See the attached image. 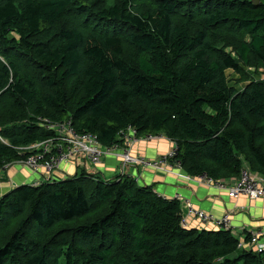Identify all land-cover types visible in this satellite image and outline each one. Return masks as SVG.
<instances>
[{"label":"trees","instance_id":"16d2710c","mask_svg":"<svg viewBox=\"0 0 264 264\" xmlns=\"http://www.w3.org/2000/svg\"><path fill=\"white\" fill-rule=\"evenodd\" d=\"M245 68L264 70V0H0V170L49 121L104 147L163 134L190 177H264V78L227 76ZM183 219L128 175L23 185L0 196V264H264L250 233Z\"/></svg>","mask_w":264,"mask_h":264},{"label":"crops","instance_id":"0c3cea01","mask_svg":"<svg viewBox=\"0 0 264 264\" xmlns=\"http://www.w3.org/2000/svg\"><path fill=\"white\" fill-rule=\"evenodd\" d=\"M172 148L173 142L167 139L155 142H139L133 147V153L154 160L170 152ZM119 165L114 157L104 159L97 166L82 158H76L63 164L49 175L45 170L33 172L23 165L13 163L0 177V196L23 185L35 186L49 181L66 180L79 177L84 173L96 179L111 180L121 175ZM245 169L250 170L248 167ZM130 172H132L133 179H138L139 185L152 186L160 196L180 200L188 229L219 230L211 223L205 224L190 216L187 208L188 203H190L195 208L211 213L218 219L227 213L230 214L233 225L232 233L240 237L241 241L246 239L248 233L262 232V242H264V197L257 200H252L246 196L232 199L225 191H219L198 183L185 170L179 176L177 173H158L140 167L132 168ZM80 173L82 174L80 175ZM237 180L231 179L228 182L234 184Z\"/></svg>","mask_w":264,"mask_h":264},{"label":"built area","instance_id":"2783aa9c","mask_svg":"<svg viewBox=\"0 0 264 264\" xmlns=\"http://www.w3.org/2000/svg\"><path fill=\"white\" fill-rule=\"evenodd\" d=\"M45 125L48 130L55 131L56 137L30 147L21 148L20 150L23 152L37 151L38 154L16 163L26 165L35 172L45 170L49 175L58 170L63 164L76 158H82L90 164L97 166L104 159L114 157L120 164L121 175H128L132 178L133 175L130 169L138 167L158 173H177V176L181 175V172L184 170L182 163L177 159V145L163 134L140 136L137 129L130 127L118 134V144L104 147L95 135L78 134L72 127L71 122L50 123L47 121ZM163 139L173 142V148L158 159L150 160L133 153V147L139 142H155L162 141ZM10 166L11 164L6 165L0 170V177ZM193 179L200 184L227 192L228 196L232 199L246 196L252 200H257L264 197V177L254 174L250 170H243L234 184L229 183V180L218 181L208 176L193 177ZM134 180L138 182L137 178H134ZM187 208L188 214L199 219L202 223H211L219 230L232 232L233 225L230 214H225L221 219H218L211 213H206L195 208L190 203H188ZM183 225L185 227L188 226L185 218L183 219ZM250 236V246H255L257 250L263 252V233L251 232ZM243 244L244 242L242 241L240 246Z\"/></svg>","mask_w":264,"mask_h":264},{"label":"rangeland","instance_id":"374dc122","mask_svg":"<svg viewBox=\"0 0 264 264\" xmlns=\"http://www.w3.org/2000/svg\"><path fill=\"white\" fill-rule=\"evenodd\" d=\"M108 2L111 5V4H114L116 2V0H108ZM229 51H231V50H229ZM227 76H228L230 85L232 87H235L237 90L242 91L243 89H245L249 85V83H250V81L248 80L249 77H251L252 79L260 77V78L263 79L264 78V70L256 72L255 70L251 71L250 69L245 68V73L244 74L243 73H236L233 70H228L227 71ZM23 166H25L26 168L32 170L31 168H29L26 165H23ZM33 172H35V171H33ZM81 174L82 173H80V175Z\"/></svg>","mask_w":264,"mask_h":264},{"label":"water","instance_id":"95a60500","mask_svg":"<svg viewBox=\"0 0 264 264\" xmlns=\"http://www.w3.org/2000/svg\"><path fill=\"white\" fill-rule=\"evenodd\" d=\"M254 3H255L256 5H258V4H259V0H254Z\"/></svg>","mask_w":264,"mask_h":264}]
</instances>
